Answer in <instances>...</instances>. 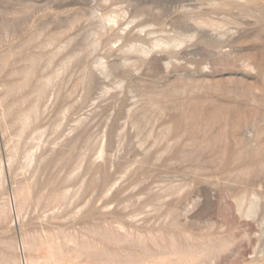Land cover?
Wrapping results in <instances>:
<instances>
[{
	"label": "rangeland",
	"instance_id": "obj_1",
	"mask_svg": "<svg viewBox=\"0 0 264 264\" xmlns=\"http://www.w3.org/2000/svg\"><path fill=\"white\" fill-rule=\"evenodd\" d=\"M0 264H264V0H0Z\"/></svg>",
	"mask_w": 264,
	"mask_h": 264
}]
</instances>
